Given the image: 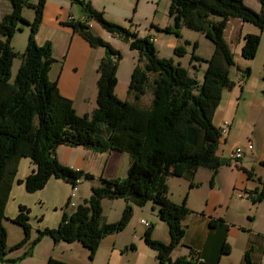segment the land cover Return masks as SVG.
Instances as JSON below:
<instances>
[{"label": "trees", "instance_id": "obj_1", "mask_svg": "<svg viewBox=\"0 0 264 264\" xmlns=\"http://www.w3.org/2000/svg\"><path fill=\"white\" fill-rule=\"evenodd\" d=\"M8 1L11 9L0 18V263L16 262L32 255L33 248L44 236L54 243L79 242L92 258L104 237L125 228L134 206L142 207L150 201L157 207L158 218L167 225L169 233L167 243L152 237L151 224L143 233L144 243L156 252V264H191L184 256L170 258L185 235L182 220L190 210L185 196L180 203L169 199L167 179L184 178L192 188L197 169L206 168L211 171L208 184L212 187L217 169L230 164L228 159L217 155L221 134L212 117L223 89H231L235 83L229 78V69L234 67L239 71L243 81L249 77L250 67L241 69L235 63L223 32L229 18H239L264 32V0H256L260 4L258 12L246 6L244 0H169L168 15L173 29L178 31L185 27L200 32L214 45L207 59L191 56V60L206 63L200 80L190 75L187 68L174 64L171 58H160L149 37L140 38L135 32L108 21L90 1L70 0L81 7L84 19L67 20L63 24L91 47L104 51L97 65L96 107L82 115L75 112L72 101L62 96L56 82L48 77L55 61L51 43L39 45L35 39L45 0H37L36 4L27 0ZM24 6L33 9L31 21L22 16ZM89 19L120 36L129 49L137 51V63L127 86V96L132 97V101L116 96L120 54L92 33ZM20 23L28 26L29 31L24 50L16 52L10 43L15 32L21 30ZM164 31L170 32L171 28L165 27ZM260 38L255 33L242 37L240 56L243 59H253ZM173 53L182 56L183 46H175ZM17 56L20 64L11 81L10 68ZM144 98H148V104ZM61 144L81 146L94 152H125L129 155L127 174L123 178L110 179L100 176L82 204L76 205L70 213L63 212L56 227L36 229V235L31 238L27 207L19 205L13 218L5 215L20 158H29L36 166L22 180L28 192L41 189L51 176L70 184L81 178H93L90 173L58 161L56 149ZM259 165L264 166V161H259ZM246 174L253 176L251 171ZM263 196L264 180L253 202L260 201ZM104 198L125 201L117 220L106 222L103 219L101 200ZM4 219H10L22 230V237L8 248ZM217 223L223 226L220 218H211L208 222L211 228ZM222 239L219 253L229 254L224 234ZM21 247L25 249L18 257H6L8 251ZM130 247L134 249L133 245ZM244 260L252 264L247 251ZM46 264L68 263L49 257Z\"/></svg>", "mask_w": 264, "mask_h": 264}, {"label": "crops", "instance_id": "obj_2", "mask_svg": "<svg viewBox=\"0 0 264 264\" xmlns=\"http://www.w3.org/2000/svg\"><path fill=\"white\" fill-rule=\"evenodd\" d=\"M67 1H69L71 5L73 4L70 2V0ZM56 2L59 6H61V8L67 5L66 2H62V0H56ZM244 3H246L245 0ZM92 7L98 10L93 5ZM258 7L260 8V4ZM251 8L256 9L255 6H251ZM259 8L258 10L256 9V11H259ZM10 9L11 7L8 0H0V18L5 13H8ZM78 16L79 17L75 18L72 16L71 12H67L65 15L58 12L54 15L53 19H45L43 17L39 29L35 35V39L37 44L39 45H42L45 42L51 43L52 55L55 61L51 64L48 72V77L51 81L56 82L60 94L72 101L75 112L79 115H82L89 114L96 107V80L98 76L97 65L100 59L103 57L104 53L102 51V48L91 47L80 35L74 33L69 26L63 24L67 21L68 17H72V19L74 20H80L84 17L82 12L78 14ZM88 22L90 30H92L95 35L101 37L99 33L92 29L91 22ZM181 29H185V27H181L179 30L181 31ZM249 33L260 35L261 41H264V32H261L255 25L251 23L242 22L239 18H229L223 32L224 38L228 42L232 51L235 63L238 64L241 68L250 66L252 61V59L245 60L240 56L241 47L243 44L242 37L245 34ZM151 38H153L155 41V37ZM154 41L152 43H154ZM233 41L235 50H233L232 48ZM177 43L178 42L176 37L171 38L170 46L172 48L178 45ZM212 52L213 47L210 54H212ZM134 65L135 61H133V67ZM192 67L193 70H196L195 64H192ZM198 68H200L199 65ZM204 70L205 67H203L202 69V74ZM116 76L117 84L114 89L115 94L122 100L127 99V86L130 76L127 78L125 76L119 79L118 67ZM232 81L235 83L231 89H223L221 99L212 117V122L216 127H219L223 121L229 122L227 133L224 137H221L222 146L220 142L217 150V155H219L222 159H228L233 147L239 143L238 140H234L231 138L230 130L231 128H234L239 122L237 113H239L240 102L244 93V87L240 86L241 83H239L238 79H232ZM123 91L125 92L124 97H122ZM148 102L149 101L147 100L146 103L148 104ZM250 149H252V146ZM247 150L249 149L246 148L245 152L243 150L242 158H245V153ZM56 155L58 161L61 164L75 170H81L83 172L90 173L93 176L92 179H85L89 181L87 182L89 184L86 185L85 188H82L80 186L82 179L78 180L77 185H79L76 189V194L78 192V200L82 199V201L90 196L91 187L97 185L98 178L100 176L108 179L123 178L126 176L129 166V155L118 150L94 152L81 146H68L61 144L56 149ZM241 160L242 159L240 158V160L236 163L230 162V164L228 165H221L216 171L214 184L212 187H210L208 184L211 171L206 168L197 169L193 179L195 186L192 188L188 187L189 183L184 178L169 177L167 179L169 199L173 202L180 203L184 195L187 194L186 206L190 210V212L182 220V223L185 226V235L182 238L181 242L177 245V247H175V249H173V251L171 252V260H174L178 256H184L186 260L190 259L191 264H221L222 262V264H232L228 261L229 254L220 255L219 253L223 241V235L220 234L223 232L221 228L224 227V225L226 226L228 224V221L226 220L227 209H218V211H216V208L213 204L219 201L218 197L220 188L222 189L224 188V186H227V183H231V190L235 188L234 186H236V183L233 182L230 177L234 172L233 167L239 170L243 169ZM255 161L257 163L259 161H264V157H260V155H258ZM260 166L264 168L263 165ZM35 168V164H33L29 158L22 157L18 160L15 179L12 183L9 197L5 205V215L7 216V218H13L18 213L19 205H23L29 209L28 221L32 229L31 238L36 235V229H42L44 227H56L60 222L63 212L70 213L74 210L72 209L69 212L67 211V207L70 206L67 205L66 207V203L68 201L71 184L63 179L51 176L41 189H38L34 192H28L25 189L22 180H24L27 175L34 171ZM254 178H257V176L254 175ZM258 178L256 179L257 181ZM249 180L253 183V186H255L256 183L253 178ZM198 187L202 188L198 189ZM175 191L178 193V195L176 196L174 195ZM197 191V194L199 195L198 198L192 197L191 195ZM118 199L119 198L113 200L117 201ZM103 201L104 199L101 200L102 209L104 203ZM122 201L123 202L119 206L120 213L125 205V201L123 199ZM75 203V206L81 204L80 201H75ZM146 204L148 205V209L156 217V223L163 224L164 222L158 218L157 207L150 201L146 202ZM144 206L145 205H143L142 207ZM102 215L103 219L106 222L112 221L111 219H108L106 217L103 211ZM211 216L213 218L221 217L220 219L223 221V226H220L218 225L219 223H217V226L210 229V227L208 226V222ZM7 220L10 221V219ZM146 222L148 223V225H150L148 221ZM164 229L166 230V236L159 239L167 243L169 241L167 225ZM153 234V237L156 238L155 233ZM227 235L228 233L226 234V239ZM19 238H21L20 235ZM256 242L260 246L257 245L256 247H254V244H256ZM262 242V239L255 241L250 238H248L245 243L242 241L243 260L244 252L247 251L251 263L255 264L257 256L256 253H258L260 249H262ZM64 243L67 245L77 246L82 250H51V254L49 257H54L58 260L67 262L68 264H72L73 259L70 257L71 255L79 253L80 257L84 259L86 257V254H89L88 250L79 242L73 241ZM52 244L53 247H57L60 245L59 242L54 243L53 240ZM19 249L8 251L6 257H18L20 254H22L21 252L24 251L25 247H21ZM131 251L132 253H134L135 250ZM150 251L151 252H147L148 254L144 260V264H156V252L154 250ZM64 252H66L68 256L65 255ZM30 256L24 257L16 262H1L0 264H13L17 262L24 263L25 261H30V259H27ZM197 258L201 260L198 262ZM116 260L117 259L110 258L109 264H118ZM243 262L244 264H246L245 260Z\"/></svg>", "mask_w": 264, "mask_h": 264}, {"label": "rangeland", "instance_id": "obj_3", "mask_svg": "<svg viewBox=\"0 0 264 264\" xmlns=\"http://www.w3.org/2000/svg\"><path fill=\"white\" fill-rule=\"evenodd\" d=\"M27 1L31 4L37 3V0ZM63 1L66 2L67 5L61 8V6L57 4L56 0H45L42 18L44 17L45 19H53L54 15L58 12L63 13L64 15L67 12H71L73 17H79L78 14L82 12L81 7H79V5L76 3L71 5L69 1L62 0V2ZM90 1L95 8L103 12L104 17L108 21L135 32V34L140 38L144 36L155 37L153 45L157 55L160 58H171L174 64H179L187 68L190 75L195 76L196 79L200 80L202 78V69L203 67H206V63L201 60H191V56L194 55L202 59H207L211 56L210 53L212 51V47L214 49V45L200 32L186 28L181 29V31H175L173 29L172 19L168 15V0ZM245 2L246 3L244 4L249 8H251V6H255L258 10L259 3L256 0H245ZM256 9L253 10L256 11ZM22 16L27 21H31L33 18V9L31 7L24 6L22 8ZM83 19L84 17L81 20ZM89 21L92 24V29L99 33L102 39L108 42L114 49L118 50L120 54V61L118 62V78L121 79L125 76L126 78L129 77L132 71L131 69H133V61H135V64L137 63V51L128 49L127 43H125L120 36L103 29L96 21L92 19H89ZM19 25L21 30L15 32L10 43L11 47L16 52H22L24 50L29 31L28 26L25 24L20 23ZM165 27H170L171 31H164ZM177 34H179V37ZM175 37L177 38V44L182 45L184 48V54L182 56H176L173 53V48L170 46L171 38ZM263 42L264 41H261L260 39L258 52L253 57L251 65L247 66L250 67V75L247 79L244 78L245 80L242 79L243 81H241L239 71H236L234 67L229 69V78L231 80L238 79L239 83H241L240 86L244 87L239 113H237L239 122L234 128H231L230 136L232 139L239 141L238 144L243 148L244 152L247 148V143L250 142L252 146V149L246 151L245 158H241L243 169L239 170L233 167L234 172L230 178L236 183V186H234L235 188L232 190L230 189L231 183H227V186H224L222 189L220 188L218 197L219 201L213 204L216 208V211H218V209H227L226 220L228 221V224L221 228L223 232L220 234H224V240L229 246L228 261L232 264H244L242 257V241L245 243L248 238L255 241L259 239L263 240L261 244L262 249L256 253L257 256L255 264H264V196L260 201L255 203L253 202L256 192H258V189L261 187V182L264 180V168L259 165V162L257 163L255 161L258 155H260V157H264ZM232 48L235 50L234 41L232 42ZM19 64L20 58L17 56L13 59L10 68L11 81L16 74ZM192 64H195L196 70H193ZM198 65L200 68H198ZM124 95L125 92L123 91L122 97H124ZM145 96H148V94ZM127 100L132 101V97L128 96ZM143 100L146 102L148 98H144ZM221 137L220 142L222 146ZM247 171H251L253 176L248 177L246 174ZM254 175H256L257 178L259 177L258 181L256 180L257 178H254ZM251 178H253L255 181V186H253V183L249 180ZM81 179L82 181L80 186L85 188L86 185L89 184L87 183L89 181L83 178ZM201 188L202 187H198V189ZM238 190L245 191L244 197H236L235 192ZM197 193L198 191L194 192L191 196L198 198L199 195ZM174 195L176 196L178 193L175 191ZM184 196L186 198L187 194ZM78 198L77 192L75 196L71 197V200L74 203L75 201H80L82 204V199L78 200ZM103 202L102 211L106 217L112 221L117 220L120 216L119 206L123 202L122 199L119 198L117 201H115L113 199L104 198ZM74 207L68 206L67 211L69 212L70 210L74 209ZM218 218L216 217V219ZM142 219L153 225L152 237L154 235L153 233H155L156 237H153L154 239L160 240L159 238L166 236V230L164 229L166 228V224L156 223V217L148 209V205L145 203L144 207H133L132 215L125 228L121 232L108 235L101 240L92 258H89V254H86L84 259L80 257L79 253L73 254L70 256L73 259L72 264H109L110 258L117 259L116 261L118 264H144V260L148 254L147 252H151L150 250L153 249L148 247L143 241V233L147 226L141 223ZM3 222L7 232L6 245L8 248L20 239L19 235L22 237V230L19 225L8 221L7 219H4ZM210 229L212 228L210 227ZM227 233L228 235L226 239ZM59 244V246L53 247L52 239L48 236H44L33 248V256L27 258L30 259V261H25L24 263L17 262L13 264H46V260L50 256L51 250H82L77 246L67 245L64 242L62 243V241H60ZM131 245H133L134 249L130 247ZM257 245L258 244L256 242L254 247ZM131 250H135L134 253H132ZM64 254L68 256L66 252H64Z\"/></svg>", "mask_w": 264, "mask_h": 264}, {"label": "built area", "instance_id": "obj_4", "mask_svg": "<svg viewBox=\"0 0 264 264\" xmlns=\"http://www.w3.org/2000/svg\"><path fill=\"white\" fill-rule=\"evenodd\" d=\"M67 20H73V19H72V17H68ZM149 41L153 42L154 39L150 37ZM218 128H219L221 136L224 137L225 134L227 133L228 128H229V122H227V121L224 122L223 121L222 124ZM246 147L248 149H250L251 148V144L247 143ZM242 155H243V148L240 145L236 144L233 147V149L231 150V153H230V156H229L228 160L231 163H236V162H238L240 160V158H242ZM77 183H78V180H76L75 183L71 184L70 193H69V197H68V201H67V205H70L71 207L75 206V203L71 200V197H73L75 195V192H76V189H77ZM235 194H236L237 198H242L245 195V191L244 190H238L237 192H235ZM141 222L148 226V223L146 221L141 220ZM200 260L201 259L197 258L198 262Z\"/></svg>", "mask_w": 264, "mask_h": 264}]
</instances>
